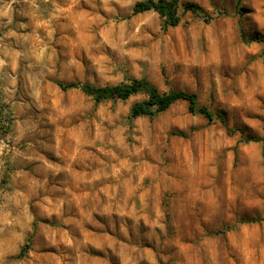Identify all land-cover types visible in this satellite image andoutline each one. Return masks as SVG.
I'll use <instances>...</instances> for the list:
<instances>
[{
  "label": "rangeland",
  "instance_id": "374dc122",
  "mask_svg": "<svg viewBox=\"0 0 264 264\" xmlns=\"http://www.w3.org/2000/svg\"><path fill=\"white\" fill-rule=\"evenodd\" d=\"M137 1L0 0V264H264V0ZM132 77L225 122L56 84Z\"/></svg>",
  "mask_w": 264,
  "mask_h": 264
},
{
  "label": "trees",
  "instance_id": "16d2710c",
  "mask_svg": "<svg viewBox=\"0 0 264 264\" xmlns=\"http://www.w3.org/2000/svg\"><path fill=\"white\" fill-rule=\"evenodd\" d=\"M178 0H140L137 1L133 8L132 13H141L148 10H154L162 18V28H172L180 23L181 16L178 13ZM183 11L190 12L198 17H205L199 7L192 2H185ZM264 42V34L256 35L249 39L248 42ZM56 84L62 90L77 88L86 95L90 96L94 103H99L105 99H119L126 100L131 95L142 93L145 98L141 101L135 102L130 109L132 117L138 116H153L157 113L165 111L171 104L176 101L183 100L188 105V111L193 114L202 115L208 121L219 119L222 123L225 122L223 114L209 110L205 106L198 105L197 94L195 92H188L183 90H169L167 92H160L158 88L153 85L145 77L128 78L116 84H107L103 86H95L88 83L68 82L64 83L57 81ZM8 132V126L5 120H0V135ZM180 135H183L180 133ZM243 143L264 141V121L261 136L251 135L241 140ZM231 228L226 226L215 233L223 232ZM29 244L22 246L20 254L24 253L29 248Z\"/></svg>",
  "mask_w": 264,
  "mask_h": 264
}]
</instances>
